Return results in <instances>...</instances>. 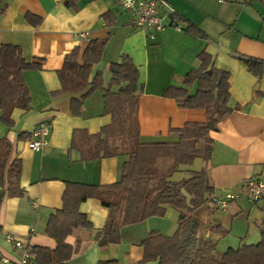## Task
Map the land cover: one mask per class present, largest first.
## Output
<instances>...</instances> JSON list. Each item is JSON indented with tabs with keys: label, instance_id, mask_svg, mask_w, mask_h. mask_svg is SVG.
<instances>
[{
	"label": "crops",
	"instance_id": "crops-1",
	"mask_svg": "<svg viewBox=\"0 0 264 264\" xmlns=\"http://www.w3.org/2000/svg\"><path fill=\"white\" fill-rule=\"evenodd\" d=\"M0 47L11 45L21 50L23 60L37 69L27 70L23 78L31 98L30 110H14L13 127L0 122V139L12 146L8 164L20 161V198L6 197L0 205V264L17 261L22 251L13 250L5 236L35 248L53 252L54 240L46 234L52 215L62 208L67 183L109 186L119 181L126 156L82 161L71 150L74 130L89 135L100 133L111 123L103 111V94L94 91L82 101L80 113L71 112L73 99L80 95L53 97L60 90L58 72L66 55L79 49V57L91 41H106L101 61L93 65L90 81L101 74L103 86L110 82L109 66L128 56L139 74L137 121L141 142L175 141L171 129L187 123H203L204 110L182 109L175 100L162 97L169 86L182 85L184 76L199 67L198 55L205 52L216 69L228 72L231 114L208 135L211 159L207 166L212 195L235 194L238 198L226 211L198 213V246L214 245L215 254L260 241L259 224L264 200L252 204L245 198V183L251 178L264 181V75L255 77L237 56L264 61V0H162L161 12L169 15L167 23L179 25L157 34L154 42L133 25L132 17L115 0H0ZM193 26L206 40L186 34ZM116 88L112 90L115 91ZM191 88L190 93L194 94ZM41 123L50 125L47 144L39 153L28 149L30 138L19 139ZM199 143V149L205 145ZM204 162L174 173L200 171ZM185 179V178H184ZM92 225L91 230H75L66 239L72 250L65 264H139L143 260L140 242L151 232L172 236L178 228V213L165 206L163 218L121 230V242L100 248L95 236L107 219L108 210L97 199L80 205ZM37 263V261H36ZM147 264H157L151 262Z\"/></svg>",
	"mask_w": 264,
	"mask_h": 264
},
{
	"label": "trees",
	"instance_id": "trees-1",
	"mask_svg": "<svg viewBox=\"0 0 264 264\" xmlns=\"http://www.w3.org/2000/svg\"><path fill=\"white\" fill-rule=\"evenodd\" d=\"M67 5L70 0H66ZM1 3V1H0ZM3 10H0V14ZM186 34L206 40V36L193 26ZM106 41H91L82 57L79 49L66 55L62 69L58 72L60 90L53 97L80 95L73 99L71 112L79 115L82 101L94 91L103 94V111L111 117V123L100 133L89 135L83 130H74L71 135V150L80 154L82 161L102 160L126 156L118 182L109 186H88L67 183L62 196V208L52 215L46 226V234L55 241L56 249L50 252L35 248L37 264H65L72 255L66 239L75 230H91L92 225L80 212V205L88 199H97L108 210L103 229L96 234L100 248L121 242V230L135 226L151 218H163L165 206L178 213V228L172 236L158 232L149 233L141 242L143 260L139 264H264V211L258 226L260 241L255 245H243L215 254L214 245L198 246L200 224L198 213L207 208L212 195L208 181L207 166L211 159L208 135L217 131L219 123L231 114L229 108L228 72L214 67L212 58L205 52L198 55L199 67L189 71L179 87L169 86L162 97L175 100L182 109L204 110L203 123H187L181 129L169 131L175 141L143 143L139 137L137 107L141 87L138 70L128 56L118 63L110 64L111 76L107 87L103 86L101 74L90 81L93 65L101 61ZM246 71L255 77L264 75V61L237 56ZM37 69L23 60L21 50L11 45L0 47V122L13 127L12 113L30 110L31 98L24 82L23 73ZM116 88L115 91L112 90ZM194 88V94L190 89ZM28 134L19 139L30 138ZM205 141L202 149L198 143ZM12 150L7 139H0V205L6 197L20 198L24 190L20 187V161L8 164ZM201 159L205 168L188 171V178L175 182L172 175L182 167H191ZM161 161H169L164 171L159 170ZM99 264H115L100 262Z\"/></svg>",
	"mask_w": 264,
	"mask_h": 264
},
{
	"label": "built area",
	"instance_id": "built-area-1",
	"mask_svg": "<svg viewBox=\"0 0 264 264\" xmlns=\"http://www.w3.org/2000/svg\"><path fill=\"white\" fill-rule=\"evenodd\" d=\"M118 6L129 14L133 19L134 27L145 33L146 39L149 42H154L157 34L171 28L175 32H182L179 25H172L167 23L169 15L161 12L163 5L162 0H115ZM256 1V0H250ZM221 2V0H220ZM50 132V125L48 123L39 124L31 133L30 140L27 144L28 149L32 152L39 153L47 144V138ZM245 198L252 204L260 203L264 200V181L251 178L245 185ZM238 197L232 193L224 195H211L206 203V206L216 211H226L230 203L235 201ZM5 241L13 250L22 251L21 257L17 261L4 260L1 264H37L36 256L31 247L23 244L21 241L15 239L12 235L7 234Z\"/></svg>",
	"mask_w": 264,
	"mask_h": 264
},
{
	"label": "rangeland",
	"instance_id": "rangeland-1",
	"mask_svg": "<svg viewBox=\"0 0 264 264\" xmlns=\"http://www.w3.org/2000/svg\"><path fill=\"white\" fill-rule=\"evenodd\" d=\"M198 145H199V143H198ZM197 145V147L199 148V146ZM195 163V162H194ZM193 163V164H194ZM160 166H159V170H161V171H164V170H166L167 168L166 167H168L169 166V161H161L160 163ZM193 166V165H192ZM187 179L188 178V176L187 175H185V174H183V173H177V174H175V177H174V179ZM181 180H179V181H181ZM207 209L209 210V211H215V210H213V209H210V208H208L207 207Z\"/></svg>",
	"mask_w": 264,
	"mask_h": 264
}]
</instances>
